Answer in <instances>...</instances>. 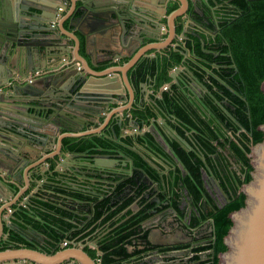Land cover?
<instances>
[{
    "label": "flooded vegetation",
    "instance_id": "af4514ba",
    "mask_svg": "<svg viewBox=\"0 0 264 264\" xmlns=\"http://www.w3.org/2000/svg\"><path fill=\"white\" fill-rule=\"evenodd\" d=\"M198 22L195 23L198 25ZM202 22L201 19L198 27L202 28ZM181 45L189 56L192 48L185 41L180 43V47ZM181 75L183 77H176L177 79L170 77L165 84L166 90L173 84L184 89L187 96L195 98L196 111L201 112L202 117L207 120L210 119L211 125L216 124L217 119L214 106L218 102L225 106L220 118L222 133L216 138L210 137L207 144L202 142L193 127L187 126L182 119L165 110L164 116L150 118V124H137L129 111L134 106H139L140 100L149 101L152 93L147 84L145 88L141 83V94L132 86L135 102L131 109L118 113V116L113 114L107 122H104L105 116H102L97 123L83 126L90 128L105 123L97 135L110 130L112 137L152 134L155 139L151 141L130 144L131 150L139 156L127 155L126 150L120 146L124 142L116 139L114 141L120 147L113 148L112 154L73 152L77 155L67 157V160L63 159L65 156L59 155L49 162L48 167L45 163L38 164L31 179L30 172L28 173L29 181H34L38 186L33 193L28 192L22 203L28 202L37 193L46 200L55 199L51 193L44 192L43 187L51 184L48 175L53 174L56 181L50 186L66 188L70 226L68 238L61 242L59 250L72 251L53 264H218L214 216L234 197L232 173L234 170L239 173L241 163L235 157L231 143L234 126H237L236 134L245 129L235 119L233 107L228 101H221L214 93L207 92L201 77H191L186 70ZM161 94L162 91L159 90L156 96L160 97ZM203 100L206 101L204 107L201 106ZM112 107L114 106H110L108 110ZM106 113L107 111L105 115ZM116 126H121L119 134L114 130ZM71 127L77 128L74 125ZM181 129L186 130L189 140L180 138ZM175 140L181 144L183 151H196L202 160L196 173L199 192L189 193L184 188L182 176L173 183L177 169L183 176L189 172L182 166L179 156L175 155ZM61 150L65 154L70 152L65 151L63 145ZM100 155H106L109 159L99 157ZM58 159L65 162L59 171L56 170L60 165ZM51 163L54 165L50 171ZM42 167H47V171L43 172ZM243 174L245 176L242 172V178ZM239 187L235 197L240 194ZM103 201L104 204H100ZM13 206L12 204L8 209L9 212L13 210ZM97 206L100 213L97 212ZM8 223L7 228L11 225L10 221ZM21 233L26 240L36 245L35 248L13 239L8 230L0 237V250L25 247L53 254L56 251H46H52L60 243L58 240L49 243L44 235H38L33 230H22ZM4 244L8 246L3 247ZM18 244L22 246L17 247ZM76 249L83 252L85 257L82 260L74 251ZM4 264L31 263L25 259H12Z\"/></svg>",
    "mask_w": 264,
    "mask_h": 264
},
{
    "label": "water",
    "instance_id": "95a60500",
    "mask_svg": "<svg viewBox=\"0 0 264 264\" xmlns=\"http://www.w3.org/2000/svg\"><path fill=\"white\" fill-rule=\"evenodd\" d=\"M64 1L66 0H0V103L5 104L0 105V172L5 173L4 176L0 175V183L7 187L10 193L11 184L20 186L24 174L31 171L30 168L27 169L28 165L41 158L36 156L34 159L35 155L31 151L21 156L22 152L18 151L17 147L13 148L8 144L13 142L11 135L25 134L26 137L30 132L39 134L44 125L53 128L57 134L59 129H65V132L59 133L54 139V143L57 142V153L60 155L64 137L99 134L105 123L88 129L82 128L97 123L102 117L101 112L107 111L106 115L104 114V122H107L113 114L118 116V113L133 107L135 95L128 72L141 57L156 56V53L147 54L146 49L154 47L157 48V53L161 54L171 47L173 50L179 49L184 58L188 56L182 49L183 45L180 47L178 43L172 44L176 25L183 21L180 36L187 40L189 24L194 23L195 27H198L192 14L203 16V3L208 2L177 0L178 7L167 13L170 1L175 0H70L66 17L60 21L57 17L58 9L63 7ZM163 19L165 23H162ZM65 21L68 22L69 29L64 27ZM138 22L145 23L156 32L161 31L164 26L166 39L144 47L135 45L133 41L138 43L139 40L130 37L138 33ZM59 25L63 30L73 31L72 37L63 34L61 28H58ZM63 35L70 37L71 43L64 42ZM107 35L118 49L114 48L112 52L101 47L98 53L106 56L112 52L113 56H124L128 59L120 65L94 73L77 70L79 65L71 59L73 53L90 69L87 61L80 56L81 49L89 55H94L92 41L100 44V38ZM67 46L71 48L66 49ZM47 62H54L52 68L55 72L31 76L35 70L48 67ZM64 68L68 70L65 69L66 73L61 74ZM184 68L181 65L174 67L170 71V77L177 79L176 73L184 72ZM112 73H115V76ZM63 76L76 77L75 81L78 82L66 96L61 91L54 96L55 91L50 86H57L59 77ZM142 86L145 87L144 84ZM61 87L65 89L64 86ZM260 89L264 92V80L260 83ZM43 91L47 92L46 100H38L37 97H41ZM122 100L126 101V105H119L118 102ZM33 101L40 102L44 107L41 109L30 105ZM109 103L116 106L107 110ZM29 108L34 109L33 112H29ZM47 109H50V112L40 118V112ZM36 119L43 120V123H37ZM74 123H80V130L71 127ZM256 129L261 131L263 136L260 141L249 146L246 154L251 166L250 179L243 182L238 190V193L244 195L242 206L228 213L231 225L223 236L225 249L218 251V264H264V121L257 124ZM16 151L20 157L15 156ZM76 155L68 152L64 154L63 159ZM99 157L109 159L106 155ZM62 160L58 159L60 165L56 167L57 171L60 166L64 167L65 162ZM2 163L7 166L1 167ZM44 163L45 160H42L37 165ZM42 171H47V167H42ZM12 204H7L1 212ZM2 205L0 197V207ZM11 218L12 214L8 216V222ZM2 231L3 228L0 232ZM70 251L72 250L61 249L53 254H46L25 247L7 248L0 250V264L12 259L29 260L31 264H53L69 255ZM74 251L79 254L81 260L85 257L80 249Z\"/></svg>",
    "mask_w": 264,
    "mask_h": 264
},
{
    "label": "trees",
    "instance_id": "16d2710c",
    "mask_svg": "<svg viewBox=\"0 0 264 264\" xmlns=\"http://www.w3.org/2000/svg\"><path fill=\"white\" fill-rule=\"evenodd\" d=\"M177 7L178 2L175 1L169 6L167 12L169 13ZM203 14V16H193L195 22L199 21L198 26H200L201 19L203 20L202 28L196 27V29L198 28L196 34L183 40L188 47L192 48L188 57L184 58L179 49L170 48L154 57H141L129 70L130 83L137 91H139L141 83L147 84L152 90L149 101L140 100V105L134 106L129 114L135 118L137 124L143 126L151 123L150 118L164 116L165 110V112L172 113L182 119L187 126L193 127L205 144L208 143L210 137L216 138L221 134L220 118L222 110H225L222 103L218 102L217 106H214L217 119H215L216 124L211 125L210 119L207 120L202 117L201 112L196 111L195 98L187 96L184 89L178 88L180 86L173 84L170 89L161 90L162 86L170 80L171 69L180 65L185 67L191 77H201L206 84L208 93L209 91L214 93L219 100L224 99L233 107L235 119L245 131L236 134L237 126H234L231 147L235 157L241 163L239 173L236 170L232 173L234 197L214 216V228L217 236L216 250L222 251L225 249L222 237L231 225L228 213L243 204L244 195L240 193L238 197H235L236 190L243 182L250 179L251 166L246 154L249 151V146L260 141L263 136L256 126L264 121V92L260 89V83L264 80V0H208L203 4ZM176 31L179 33L182 31L180 25L177 26ZM127 59V57L122 58L121 63ZM159 90L162 91V94L157 97L156 94ZM141 93L142 91L139 92V94ZM205 103L206 101L203 100L201 106L204 107ZM114 130L116 134H119L121 126H116ZM185 132L186 130L182 129L179 131L180 138L189 140V136ZM116 139L124 142L120 146L126 150L127 155L137 157L139 154L131 150L130 144L151 141L155 137L150 133L143 136L117 135L112 137L108 130L100 135L67 136L62 139V145L65 151L70 152L112 154L113 148L120 147L116 145L114 141ZM174 145L175 155L179 156L182 166L186 171H189V174L183 176L177 172L179 171L177 169L173 183L182 176L184 188L189 193L199 192L196 173L202 165L200 156L196 151L190 153L183 151L178 142ZM53 165L54 163H51L50 171ZM242 172L245 173L244 178L241 176ZM36 177L39 176L36 175ZM47 177L50 185L56 182L53 174ZM60 183L62 182L60 181ZM50 185L43 187L44 192L51 193L55 199L46 200L37 193L26 203L14 204L11 225L6 230H9L13 239L25 242L32 248H35L36 245L23 237L22 230H33L38 235H44V239H48L49 243L53 240L60 241L52 248V251L47 250L46 252L60 249L61 242L68 238L67 231L70 226L66 188ZM104 202L100 204H104ZM107 203L108 200H106ZM100 211L97 212L100 213ZM7 246L3 245V247Z\"/></svg>",
    "mask_w": 264,
    "mask_h": 264
},
{
    "label": "crops",
    "instance_id": "0c3cea01",
    "mask_svg": "<svg viewBox=\"0 0 264 264\" xmlns=\"http://www.w3.org/2000/svg\"><path fill=\"white\" fill-rule=\"evenodd\" d=\"M153 1L156 2L157 0H153ZM175 1L178 2L177 0H175ZM175 1H170V5H171V3L175 2ZM64 4H65V7H66L65 9H64ZM69 6H70V0H66L63 3L62 9L58 10L57 17L60 19V21H62L66 17V11L69 8ZM216 7H218V6H216ZM162 23H165V19L162 20ZM60 24H61V22H60ZM64 24H65L64 27L66 29H69L68 22L65 21ZM178 25H180L181 29H182L183 21H181L180 23L178 22V24L176 25V28H177ZM58 28H61V26L59 25ZM187 29H188V33H187L188 36L195 35L194 32L195 33L197 32V29L195 28V24L194 23L189 24ZM137 30H138V33L136 32V36L133 35L130 38L136 39L137 41L139 40L138 43L134 42V41H133V43L135 45H139L140 47L141 46L144 47V46H146V45H148L150 43H153V42L154 43L162 42L167 37V32L163 31L164 30V26L161 27V31L158 30V32H156L154 28L151 29L145 23L138 22L137 23ZM61 32L63 34L69 35L70 37H72V34H73V31L63 30L62 28H61ZM122 32L123 31H121V33ZM129 36L130 35H128V37ZM138 36H141V37L138 38ZM70 37H65V35H63L64 42L69 41L71 43ZM179 38H180V33L176 31V34L174 35L173 40H172V44L173 45L176 44V43L180 44L183 40H180ZM100 39H101L100 44L96 43L95 40L92 41L93 51H94V55L95 56L93 54L89 55V54H87L84 51L83 48L81 49V55L80 56L83 57L87 61L90 69L86 66V64L82 63V61L79 60V56H77V54L73 53L71 59L74 60V62H76L77 65H79L77 70H85V72L94 73V72L101 71V70H103L105 68L121 64V59L125 58V57L123 56V57L119 58L117 56H113L112 52L114 51V48L118 49V47L113 45L114 41H111L109 39V35H107V36H105L103 38H100ZM130 42L131 41H129V43ZM68 47H69V49L71 48V46H67L66 49H68ZM101 47H104L105 49H107L109 51H112L111 54H106V56H103L100 53H98L100 51ZM170 48L171 47H169V49ZM73 49H74V47H73ZM145 52H147V54H151V53L158 54L157 53V48H154V47H150V48L146 49ZM143 57H147V56H143ZM49 63L50 62H47V64H46V65H48V67H45L43 69L40 68V69L44 70V72H46V73H49L51 71L55 72V69L52 68V64H54V62L50 63V64ZM80 65H81V67H80ZM61 66H63V64H61ZM66 68L62 69L63 71L61 70L62 71L61 74H65L66 73V70H68ZM58 73L59 72H56V74H58ZM181 74L182 73H180V72L176 73V75L178 77L182 76ZM112 75L115 76V73H112ZM64 76L63 77H59V80L57 81V86H53V85L50 86L55 91L54 92L55 93L54 96L57 95V94H60V91H61V93L62 92L65 93L64 95L66 96V94H68L69 90L71 91V89L74 87V84L78 82V80L75 81L76 77H69V76L64 77ZM89 78L91 79L92 77H89ZM128 78H129V75H128ZM143 84L146 85L145 83H143ZM61 86H64L63 88H65V89H62ZM141 88L142 87H141V84H140L139 92L142 91ZM46 93L47 92L43 91L42 95H41L42 98L41 97L38 98L36 96L37 99L41 100V101L46 100ZM124 94L127 97L126 90H125ZM118 103H119V105H122V104H125L126 101L122 100V101H119ZM29 104L37 106V107H40L41 109L44 107L43 105L40 104V102H37V101L30 102ZM0 105H5V104L4 103H0ZM115 105L116 104L109 103V107L108 108H110V106H115ZM92 109L97 111L94 108H92ZM33 110L34 109L29 108V112H33ZM49 112H50V109H47L46 111L40 112V116H41L40 118H43L45 116V114H47ZM101 114H102V116H104L105 113L101 112ZM84 115H86V114H84ZM35 121L37 123H40V124L43 123V120H40V119H36ZM73 125H74V127H77L75 129L80 130V123H74ZM84 128L86 129L88 127H84ZM84 128H82V129H84ZM65 131H66L65 129H59L58 134L62 133V132H65ZM58 134H57L56 131H53V128H51L49 126L45 127V125H44L43 127L40 128L39 134H36L34 132H30V134L28 136H26V137L24 136L25 134L24 135H16V134L15 135H11L12 137L10 139L13 142L10 141L11 143H8V144L12 145L11 147H13V148L17 147L18 151L22 152L21 156H23L26 152L31 151L35 155V156H33L34 159H36V156L37 157H41L38 161L30 163L28 165V167H27V169H29V168L31 169L30 175L31 174L34 175L35 172H36L37 163H40L42 160H45V165L48 167L49 162L51 160H53L54 158H57L59 156V153H57V150H56L57 149V142L54 143V139H55V137ZM14 154H15L16 157H20L18 155L17 151L14 152ZM64 154L65 153H63V151L61 150V154L60 155L63 157ZM2 164H3V166H1V167L7 166L5 163H2ZM0 175L4 176L5 173L4 172H0ZM24 175L25 176L21 180V184L22 185L19 186V184L18 185L17 184H11L10 187L12 189V193H10L8 191L7 187H4V185H2V183H0V197L2 198V203H3V205L0 207V230L3 228V231L0 232V236H2V237L4 236V232H6V229H7L6 225H8V220H7L8 216L11 214V212L14 211V209L11 212L8 211L9 208L5 209L2 212H1V209L4 208L7 204H9L11 202L13 203V205L15 203L16 204L21 203L24 200L25 196L28 195V192L30 191L29 194L33 193L36 190L37 186H38L34 181H29L32 178V175H31V177L29 176L30 179H28V174L25 173ZM10 182H12V180Z\"/></svg>",
    "mask_w": 264,
    "mask_h": 264
},
{
    "label": "built area",
    "instance_id": "2783aa9c",
    "mask_svg": "<svg viewBox=\"0 0 264 264\" xmlns=\"http://www.w3.org/2000/svg\"><path fill=\"white\" fill-rule=\"evenodd\" d=\"M62 9V7H59V9L58 10H61ZM45 72H44V70H41V69H37V70H35L34 72H33V74H31V76H40V75H42V74H44ZM30 80H32V79H29V81ZM163 89H166V85H164L163 87H162ZM10 211V210H9Z\"/></svg>",
    "mask_w": 264,
    "mask_h": 264
},
{
    "label": "rangeland",
    "instance_id": "374dc122",
    "mask_svg": "<svg viewBox=\"0 0 264 264\" xmlns=\"http://www.w3.org/2000/svg\"><path fill=\"white\" fill-rule=\"evenodd\" d=\"M196 28V27H195ZM188 30V29H187ZM195 33V32H194ZM196 34V33H195ZM180 40H185L184 38H182L181 36H180V38H179ZM182 66V65H181ZM184 67V66H183ZM172 70V69H171ZM184 70H185V68H184ZM180 73H182V72H180ZM108 110V109H107ZM120 113H122V112H120ZM133 130H131V132H132Z\"/></svg>",
    "mask_w": 264,
    "mask_h": 264
}]
</instances>
